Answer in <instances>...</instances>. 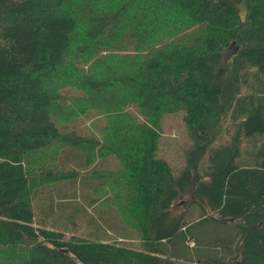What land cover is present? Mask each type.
Masks as SVG:
<instances>
[{"label":"trees","instance_id":"trees-1","mask_svg":"<svg viewBox=\"0 0 264 264\" xmlns=\"http://www.w3.org/2000/svg\"><path fill=\"white\" fill-rule=\"evenodd\" d=\"M182 110L174 177L157 140ZM111 184L122 206L100 205ZM2 249L264 264V0H0Z\"/></svg>","mask_w":264,"mask_h":264},{"label":"rangeland","instance_id":"rangeland-1","mask_svg":"<svg viewBox=\"0 0 264 264\" xmlns=\"http://www.w3.org/2000/svg\"><path fill=\"white\" fill-rule=\"evenodd\" d=\"M230 54L231 51H226V53H224V57L227 58ZM183 115V110L174 114L163 115L160 122V133L157 140L156 157L163 159L168 163L174 177H177L181 173L183 167L185 166V152L193 145L189 130L183 121ZM75 116L76 115H74V117L71 119L74 122L76 120ZM224 133L220 141L222 143L230 137V135ZM117 195L118 190L111 184V186H109L108 189L104 190L103 194H101L100 205L104 207L112 204L122 206L120 203H123L124 201L117 200ZM120 211L121 217L124 219L127 227L133 228L136 233V239H139L140 232L137 228H134L131 225L133 222H130V219L127 218L125 209ZM139 216H141L140 213ZM79 235L82 236L84 234L80 233ZM12 253L14 252L2 249L0 251V259H4V257L6 258L7 256L10 258V254Z\"/></svg>","mask_w":264,"mask_h":264}]
</instances>
